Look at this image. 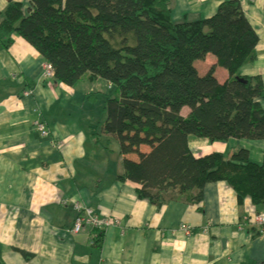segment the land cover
Listing matches in <instances>:
<instances>
[{"label":"crops","instance_id":"crops-1","mask_svg":"<svg viewBox=\"0 0 264 264\" xmlns=\"http://www.w3.org/2000/svg\"><path fill=\"white\" fill-rule=\"evenodd\" d=\"M227 1L173 0L172 17L209 19ZM238 1L258 37L256 60L241 75L259 78L264 88V0ZM7 4L0 0V13ZM11 39L7 48L0 46L2 264H264V227L261 232L252 225L264 207L239 202L224 182L207 185L200 205L172 202L157 211L140 200L139 186L117 179L125 157L116 138L93 137L106 117L99 96L113 87L100 79L74 87L46 82V61L18 35ZM260 102L264 108V97ZM36 121L49 130L48 138L35 131ZM190 149L197 156L227 157L245 149L251 163L264 159V140H194ZM75 204L119 226L104 230L95 248L88 229L72 233Z\"/></svg>","mask_w":264,"mask_h":264},{"label":"trees","instance_id":"trees-1","mask_svg":"<svg viewBox=\"0 0 264 264\" xmlns=\"http://www.w3.org/2000/svg\"><path fill=\"white\" fill-rule=\"evenodd\" d=\"M7 1L2 48L16 34L52 66L57 83L100 79L113 87L93 137L116 138L125 157L117 179L139 186L140 200L157 211L200 205L207 185L224 182L239 202L264 207V159L251 163L245 149L229 157L190 149L194 140H264L262 81L241 75L256 60L258 37L239 1L194 22H174L173 0ZM102 240L98 234L94 247Z\"/></svg>","mask_w":264,"mask_h":264},{"label":"built area","instance_id":"built-area-1","mask_svg":"<svg viewBox=\"0 0 264 264\" xmlns=\"http://www.w3.org/2000/svg\"><path fill=\"white\" fill-rule=\"evenodd\" d=\"M249 1L251 2L252 0ZM43 70H44L43 79L46 82H56L52 66L49 63L45 62ZM34 125H35V131L42 138L49 137V130L45 127L44 124H42L39 121H36ZM74 209H75L76 217L72 227L73 234L76 235L80 234L84 232L86 229L88 230L91 229L94 232H98V234H102L104 230L119 226L118 220L110 217H99L95 215L94 212L87 207H83L81 205L75 204ZM243 222L248 223L249 217H244ZM252 225L261 228L260 230L262 232V228L264 227V216L257 215L253 217ZM98 234H94L93 232L91 233L90 235L91 245H94ZM186 234L189 236L191 235L189 231H187Z\"/></svg>","mask_w":264,"mask_h":264},{"label":"rangeland","instance_id":"rangeland-1","mask_svg":"<svg viewBox=\"0 0 264 264\" xmlns=\"http://www.w3.org/2000/svg\"><path fill=\"white\" fill-rule=\"evenodd\" d=\"M238 1V0H237ZM240 2V1H239ZM209 62V61H208ZM195 67L197 68V70L200 72V74L201 73H203V64H201V63H196V65H195ZM84 81V80H83ZM80 83H82V82H80ZM114 89L111 91V92H108V94H104L103 96H99V99L101 100H103L104 102L106 101V99L107 98H109V97H111V96H113V93H114ZM187 112H188V110L187 109H185L184 111H183V114H187ZM97 120V119H96ZM107 145H108V147L110 148V149H112V141H109L108 143H107ZM147 150V149H146ZM127 159H129V160H131V161H134V162H138V157L136 156V155H130L129 157H127Z\"/></svg>","mask_w":264,"mask_h":264}]
</instances>
